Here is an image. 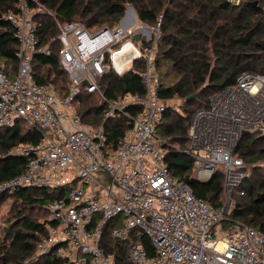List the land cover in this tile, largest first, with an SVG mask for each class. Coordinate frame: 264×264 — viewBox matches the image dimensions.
Masks as SVG:
<instances>
[{"label": "built area", "instance_id": "built-area-1", "mask_svg": "<svg viewBox=\"0 0 264 264\" xmlns=\"http://www.w3.org/2000/svg\"><path fill=\"white\" fill-rule=\"evenodd\" d=\"M35 2L19 0V12L6 16L16 31L18 65L13 71L0 60V129L20 121L40 138L9 150L26 166L0 183V193L27 187L57 192L47 205V234L37 256L54 252L64 264H116V253L102 245L109 228L112 239L129 242L126 264H264V232L229 221L231 204L217 208L197 197L165 162L171 144L159 129L170 107L159 95L161 23L140 21L130 4L112 27L57 21L59 60L69 83L60 95L53 82L35 77V57L51 52L41 46L34 23L46 9ZM139 61L144 69L136 71ZM129 70L140 74L144 93L109 98L105 78ZM82 91L101 98L105 122L126 118L129 127L116 141L104 124L81 118L76 106ZM250 135L264 137V75L243 72L191 118L188 154L197 180L209 182L220 171L224 191L236 188L244 196L248 167L237 150Z\"/></svg>", "mask_w": 264, "mask_h": 264}, {"label": "trees", "instance_id": "trees-1", "mask_svg": "<svg viewBox=\"0 0 264 264\" xmlns=\"http://www.w3.org/2000/svg\"><path fill=\"white\" fill-rule=\"evenodd\" d=\"M37 1L45 7L34 16V23L41 46H49L50 54H38L34 59V73L38 82H53L60 95L68 89L67 74L59 60L61 44L58 41L57 21H78L89 29L115 26L125 13L126 5H132L140 21L149 26L161 23V37L156 55L157 69L165 68L171 77L165 85L160 78L159 95L164 100L185 99L186 113L169 108L163 118L159 134L170 140L171 149L165 162L171 172L187 183L194 194L220 208L224 192V177L219 171L209 182L197 180L194 159L188 154L189 127L193 114L208 107L212 95L234 86L243 72L264 75V0H28L32 7ZM19 12V0H0V60L16 71L18 41L13 24L6 19L10 13ZM53 19L55 23L53 22ZM57 47L53 48L54 44ZM135 69L143 70L139 61ZM107 76L102 90L109 98L125 93H144L140 74ZM196 94L192 102L186 99ZM76 106L81 118L93 125H105L111 141H116L129 125L120 117L104 121V103L95 94L82 91ZM131 110V109H130ZM40 133L27 129L24 122L12 128L0 129V183L21 174L26 166L24 158L8 155L9 150L21 144H36ZM174 144L179 145L175 148ZM256 146H259L258 149ZM237 153L245 161H264V137L250 135L240 142ZM241 189L245 195L234 204L229 221L240 222L264 232V172L253 168ZM57 192L47 188L27 187L12 193H0V206L14 198L18 207L35 208L44 212L39 220L19 217L0 234V264H64L54 252L37 256V246L47 234L49 213L47 205ZM103 247L114 252L116 264H126L129 242L111 238L109 228L104 235ZM148 251L152 250L144 239Z\"/></svg>", "mask_w": 264, "mask_h": 264}, {"label": "rangeland", "instance_id": "rangeland-1", "mask_svg": "<svg viewBox=\"0 0 264 264\" xmlns=\"http://www.w3.org/2000/svg\"><path fill=\"white\" fill-rule=\"evenodd\" d=\"M233 1H239V0H233ZM53 22L55 23L54 19ZM53 48L57 47V44L55 43L53 46ZM167 71L165 70V68H160V78L161 81L167 85L170 83L171 77L169 75H166ZM167 103L169 104V107L171 108V110H173L174 112H178V113H186L185 109L189 108L190 110H194L195 108H197V105H193L190 107L186 106L185 103V99L182 98H174L172 100L167 101ZM175 148H178L179 145L174 144ZM258 149L259 146H256ZM245 163L247 164L248 170H247V175L248 178L251 177L253 178V168L254 167H261L262 171L264 172V161L262 162H258V163H251L249 161H245ZM238 194V190L236 188H234L233 190L229 191H224L222 197L220 198V201L223 202V205L226 204V202H228L229 204L232 205V208L234 206V204H236L237 202H239L240 200L247 202L248 199L244 198H237L238 196L236 195ZM15 199L11 198L8 199L7 201H5L1 206H0V234L2 236H4V230H6L8 228V226L14 222H16L17 218L23 216V217H30L33 220H39L42 216H44V212L35 209V208H27V207H18L19 202L16 203L17 205L14 206L15 204Z\"/></svg>", "mask_w": 264, "mask_h": 264}, {"label": "water", "instance_id": "water-1", "mask_svg": "<svg viewBox=\"0 0 264 264\" xmlns=\"http://www.w3.org/2000/svg\"><path fill=\"white\" fill-rule=\"evenodd\" d=\"M140 36H141L140 34H137V35L135 36V40H139V39H140ZM129 72L131 73L132 70H129ZM84 84H87V82H84ZM196 98H197V95L194 94V95L188 97V98L186 99V102H192V101L195 100ZM247 135H248L247 132H244V133H243V136H247Z\"/></svg>", "mask_w": 264, "mask_h": 264}]
</instances>
